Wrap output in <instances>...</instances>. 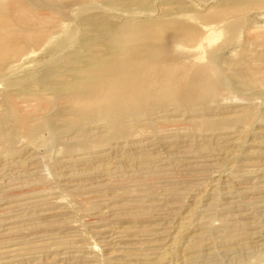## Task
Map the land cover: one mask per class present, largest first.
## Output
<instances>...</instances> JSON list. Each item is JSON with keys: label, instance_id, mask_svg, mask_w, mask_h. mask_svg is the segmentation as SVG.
Here are the masks:
<instances>
[{"label": "rangeland", "instance_id": "1", "mask_svg": "<svg viewBox=\"0 0 264 264\" xmlns=\"http://www.w3.org/2000/svg\"><path fill=\"white\" fill-rule=\"evenodd\" d=\"M0 2V264H264V0ZM175 31L146 113L67 114L75 54Z\"/></svg>", "mask_w": 264, "mask_h": 264}, {"label": "bare ground", "instance_id": "2", "mask_svg": "<svg viewBox=\"0 0 264 264\" xmlns=\"http://www.w3.org/2000/svg\"><path fill=\"white\" fill-rule=\"evenodd\" d=\"M28 1L30 0H27V2ZM14 8L16 7L14 6ZM21 15L22 11L20 8L17 7L16 9H12L11 5L9 7L3 4V2H0V30L6 25H13ZM202 34H198V36L202 38ZM183 36L184 35L181 34L180 31H175L172 34H163L156 38V40L153 36L152 39L140 43L139 45L130 41L129 43L135 47L126 49L123 46L125 45L124 42L120 41L117 44L112 45L114 42L112 41L106 47L100 49L102 51L97 54L98 61L96 62L90 61L94 58V55L81 60L79 59L80 53L75 54L74 56L77 59L73 62L76 64L75 66L78 67L74 68L72 74L66 76L63 75L61 77V79L65 81L64 91L69 88L75 90L74 95L69 97V104L66 109L67 114L69 113L71 116L89 120L92 115L102 109L112 113L116 124H118L120 128H124L126 119L137 116L136 114H139L138 111L140 109H142L141 113L146 111L143 106L149 100L147 95L156 89L160 90L167 86L169 81L165 82L163 80L171 78V76L164 78L165 76L163 77V75H161V73L167 74L170 67H165L166 65L161 66L162 72H160V70L157 69L160 66H149L148 61L154 60L159 53L160 56H166L170 52L169 50H171L172 47L174 48L175 44L182 41L180 39ZM196 37L197 35L193 38L196 39ZM1 38H3V35L0 34V39ZM202 39L200 42L201 44H203ZM196 41L198 40L196 39ZM198 43L199 42L196 44ZM82 47L84 46L82 45ZM170 47L171 49H169ZM175 47H177V45ZM170 55L172 54L170 53ZM167 57L168 56H166V58ZM159 59L160 58H158L157 61ZM162 59L165 60L164 57H162ZM67 71L68 69L66 72ZM82 74H85L86 76L89 74L90 77L96 78L92 82L85 83ZM201 75L199 73L193 75L192 80L190 81L191 92L194 93V91L200 89V84L202 83L201 77L203 76ZM204 76H206L205 73ZM185 82L186 81L182 80L180 84H185ZM60 88L61 87H55L53 90L59 92ZM192 96L193 95L190 94L187 98L183 99L182 103L190 106ZM87 108H91V112H87Z\"/></svg>", "mask_w": 264, "mask_h": 264}]
</instances>
